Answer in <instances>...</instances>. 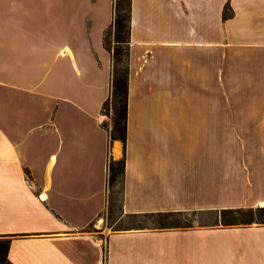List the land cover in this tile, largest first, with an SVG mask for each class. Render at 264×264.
<instances>
[{
	"label": "crops",
	"instance_id": "obj_1",
	"mask_svg": "<svg viewBox=\"0 0 264 264\" xmlns=\"http://www.w3.org/2000/svg\"><path fill=\"white\" fill-rule=\"evenodd\" d=\"M115 2L0 0V258L264 264L263 223H102L111 156L126 158L121 217L264 199L260 167L241 171L240 148L213 144L223 134L225 45L264 46V0H132L126 145L111 138L103 111ZM227 2L234 11L225 19ZM201 106L216 115L209 148L190 139Z\"/></svg>",
	"mask_w": 264,
	"mask_h": 264
},
{
	"label": "rangeland",
	"instance_id": "obj_2",
	"mask_svg": "<svg viewBox=\"0 0 264 264\" xmlns=\"http://www.w3.org/2000/svg\"><path fill=\"white\" fill-rule=\"evenodd\" d=\"M233 7L228 9L231 14ZM245 48V49H244ZM225 81H224V104H223V134L215 137L214 148H240V163L244 170L248 171L251 166H258L260 182L263 183L264 164V46L238 47L225 45ZM200 110L197 118L200 123L193 121L191 140L192 147L209 148L211 137L206 130L209 124L215 122L216 115L206 106L193 107ZM205 111V113H203ZM105 119L111 115L105 113ZM112 119V118H111ZM107 123V122H105ZM109 126V124H108ZM216 144V145H215ZM255 162V163H254ZM109 190V195H110ZM264 197L263 195L260 196ZM248 207V206H247ZM255 207H263L259 202ZM121 202L117 199L113 202L102 218V223L114 228L130 225L159 226L163 218L170 221L173 218L194 220L193 227L206 226L215 221L216 212L190 211L176 217L164 218L158 215L146 214L120 216ZM98 223V222H97ZM93 229H98L96 225Z\"/></svg>",
	"mask_w": 264,
	"mask_h": 264
},
{
	"label": "trees",
	"instance_id": "obj_3",
	"mask_svg": "<svg viewBox=\"0 0 264 264\" xmlns=\"http://www.w3.org/2000/svg\"><path fill=\"white\" fill-rule=\"evenodd\" d=\"M231 3L227 2L224 9V18L232 17L228 9ZM131 15L132 0H116L115 2V19L113 24L105 31L104 44L112 52L113 56V89L111 96L105 101L103 111L111 115L112 127L110 129L112 139H120L127 144L128 139V110H129V82H130V57H131ZM105 126H108L105 123ZM126 174V158L109 159V178L108 187L109 207L119 200L122 209L121 186L124 182ZM190 211L216 212L217 216L214 222L205 224L209 225H233V224H252L255 222L264 224V206H239L227 207L222 209L207 210H171L145 213L151 216H161L164 218L176 217L182 214H189ZM161 219L159 226L161 228L169 227H193L194 220L182 219L176 217L170 221ZM0 260L4 264H14L7 257H1Z\"/></svg>",
	"mask_w": 264,
	"mask_h": 264
},
{
	"label": "bare ground",
	"instance_id": "obj_4",
	"mask_svg": "<svg viewBox=\"0 0 264 264\" xmlns=\"http://www.w3.org/2000/svg\"><path fill=\"white\" fill-rule=\"evenodd\" d=\"M258 202H259V204H261L262 206H264V199H260Z\"/></svg>",
	"mask_w": 264,
	"mask_h": 264
},
{
	"label": "built area",
	"instance_id": "obj_5",
	"mask_svg": "<svg viewBox=\"0 0 264 264\" xmlns=\"http://www.w3.org/2000/svg\"><path fill=\"white\" fill-rule=\"evenodd\" d=\"M106 116V115H105ZM42 198H44V197H42Z\"/></svg>",
	"mask_w": 264,
	"mask_h": 264
}]
</instances>
